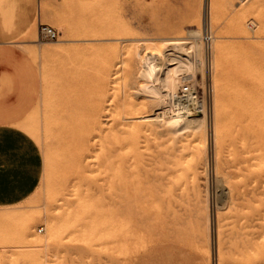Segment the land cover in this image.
<instances>
[{
  "label": "rangeland",
  "instance_id": "rangeland-1",
  "mask_svg": "<svg viewBox=\"0 0 264 264\" xmlns=\"http://www.w3.org/2000/svg\"><path fill=\"white\" fill-rule=\"evenodd\" d=\"M210 1L215 21L209 26L213 43L207 60L205 0H14L16 41L32 44L16 51L29 97L18 124L38 143L44 167L38 188L26 201L0 208V264H264V0ZM6 6L0 5L1 10ZM40 24L57 29L59 39L40 41ZM195 33L199 37L193 38ZM166 39L183 42V48L168 51ZM189 48L193 54L185 53ZM159 51L181 59L187 68L173 72L176 86L169 84V96L167 60L154 58ZM154 60L162 64V74L150 71ZM189 75L213 86L210 110L193 129L186 120L171 124L182 112L171 94ZM85 117L95 127L90 120V126L85 123L93 137L84 147L86 126L79 121ZM217 126L220 135H215ZM246 127L251 129L248 139L263 145L250 162L243 149L247 137L239 135ZM158 175L168 181L170 195L162 192ZM232 177L252 188L237 185ZM243 194L250 200H239ZM235 206L240 214L245 209L243 216ZM52 221L60 222L53 234Z\"/></svg>",
  "mask_w": 264,
  "mask_h": 264
},
{
  "label": "crops",
  "instance_id": "crops-1",
  "mask_svg": "<svg viewBox=\"0 0 264 264\" xmlns=\"http://www.w3.org/2000/svg\"><path fill=\"white\" fill-rule=\"evenodd\" d=\"M4 4L6 11L0 8V208H9L36 191L44 161L38 143L18 124L29 97L18 72L23 61L17 59L16 51L20 45L32 44L27 39L16 41L14 0H0Z\"/></svg>",
  "mask_w": 264,
  "mask_h": 264
},
{
  "label": "bare ground",
  "instance_id": "bare-ground-1",
  "mask_svg": "<svg viewBox=\"0 0 264 264\" xmlns=\"http://www.w3.org/2000/svg\"><path fill=\"white\" fill-rule=\"evenodd\" d=\"M204 9H205V10H204V15H203V19H202V25H203V27H205L206 25H208V26H212L213 21H215V17H214L213 14H212V10H213V8H212L211 1H210V0H205ZM199 12H200V11H199ZM215 13H216V12H215ZM216 14H217V13H216ZM199 16H200V15H199ZM186 21H187V20H186ZM195 23H196V22H195ZM188 24H189V23H188ZM215 24H216V23H214V25H215ZM192 37H193V38H195V37H199V35L196 36V33H195L194 35H192ZM23 42H24V41H23ZM19 43H20V42H19ZM181 43H183V42L178 41L177 39H166V40H165V45H166V47L168 48V51L170 50V51H174V52H175V51H177L178 49L183 48V47H180ZM192 47H193V46H192ZM28 48H29V47H28ZM48 48H49V47H48ZM162 48H164V47H162ZM36 49H38V48H36ZM196 49H197V47H196ZM24 50H25V49H24ZM34 50H35V49H34ZM51 50H52V49H51ZM53 50H54V48H53ZM58 50H59V49H58ZM60 50H61V49H60ZM165 50H166V49H165ZM183 50H184V49H183ZM31 51H32V50H31ZM35 51H36V50H35ZM166 51H167V50H166ZM166 51H164V52L161 51V52H162V53H165ZM197 51H198V50H197ZM61 52H62V51H61ZM156 52H157V51H156ZM159 52H160V51H159ZM159 52H158V53H159ZM161 52H160L159 54H157V53L154 54V56H155L154 58H156V60H158L159 58H160V59H166V60H167L166 63L164 64V65H168L167 67H165V69L167 70V72L165 73L166 76H167V78H166L167 80L164 79V80L167 81V84H164V85L167 87V92H168L167 95L169 96V91H168V88H170V87H169V84H171V85L173 84V85H174V81H172V75H174L173 72L178 71V70H179L178 68L181 67V66H184V65H183V63H182V60L179 59V58H177L176 56H175V57H169V56H168L169 53H168V55L166 54V55L164 56ZM195 52H196V51H195ZM198 52H199V51H198ZM198 52H197V54H198ZM31 53H32V52H31ZM57 53H59V52H57ZM185 53H186V54H193V53H194V49L189 48V49L186 50ZM199 53H200V52H199ZM201 53H202V52H201ZM152 55H153V54H152ZM198 56H199V54H198ZM198 56H197V57H198ZM194 57H195V56H194ZM197 57H195V58H196V59L200 58V57H198V58H197ZM150 60H151V59H150ZM156 60H154V63L152 64V65H153V69H152V70L150 69V71H155V70H156V71H159V73H161L162 71L160 72V70H162V67H161L162 64H160V65H159V64H156V63H157V62L155 63ZM151 61H152V60H151ZM159 61H160V60H159ZM148 62H150V61H148ZM199 62H200V61H199ZM201 62H202V60H201ZM146 63H147V62H146ZM151 63H152V62H151ZM148 64H150V63H148ZM184 64H187V63H184ZM188 64H189V63H188ZM200 64H201V63H200ZM189 66H190V65H189ZM212 66H213V65H212ZM184 67H185V66H184ZM187 67H188V66H187ZM185 68H186V67H185ZM147 69H148V67H147ZM165 69H164V70H165ZM180 69H181V68H180ZM186 69H187V68H186ZM148 70H149V69H148ZM183 70H184V69H183ZM150 71H148V72H150ZM179 71H181V70H179ZM148 72L146 71V72H144V73H146V75H148ZM185 72H187V71L185 70ZM150 73H151V72H150ZM150 73H149V74H150ZM178 73H180V72H178ZM181 73H182V72H181ZM161 74H162V73H161ZM151 75H152V74H151ZM156 75H157V74H156ZM160 76H161V75H160ZM162 76H163V75H162ZM155 77H156V76H155ZM174 77H175V76H174ZM148 79L150 80V78H148ZM158 79H159V78L157 77V81H161V78H160L159 80H158ZM154 80H155V79H154ZM164 80H163V81H164ZM152 81H153V80H152ZM163 81H162V82H163ZM171 81H172V82H171ZM162 82H161V83H162ZM170 82H171V83H170ZM159 83H160V82H159ZM159 83H158V84H159ZM163 83H164V82H163ZM163 83H162V85H163ZM244 83H245V82H244ZM159 85H160V84H159ZM162 85H161V86H162ZM164 85H163V86H164ZM171 85H170V86H171ZM150 86H151V85H150ZM165 86H164V89L166 88ZM174 86H176V85H174ZM158 87H159V86H158ZM161 89H162V88H161ZM171 91H172V89H171ZM171 91H170V92H171ZM174 93H175V92H174ZM80 95H81V94H80ZM171 95H172L171 97H173L174 94L172 93ZM94 97H95V96H94ZM98 97H99V96H98ZM165 97H166V96H165ZM95 99H96V98H95ZM168 99H169V98H168ZM97 100H98V99H97ZM161 100H162V99H161ZM170 103H171V102H170ZM167 104H168V103H167ZM82 105H83V104H82ZM106 105H107V104H106ZM79 106H80V105H79ZM83 106H84V105H83ZM173 107H174V106H173ZM86 109H87V108H86ZM175 109H176V108H175ZM179 111H180V110H179ZM93 112H94V110H93ZM93 112H92V115H93V117H94V113H93ZM98 112H99V111H97V112H95V113H98ZM87 113H89V112H87ZM101 113H102V112H101ZM103 113H104V112H103ZM162 113H164V111H163ZM80 114H82V113H80ZM204 114H205V113H204ZM204 114L202 115V113H200V112H195V111H191L190 109H188V110H182V112H181L180 114H177L175 117H173L174 122L172 121L171 124L177 123V122L182 121V120H184V121L186 120L187 123H188V126H189L190 128L193 129V128L195 127L194 122H197V121H199V120H202V119H204V118L206 117V114H205V115H204ZM84 115H85V114H84ZM88 115H89V114H88ZM88 115H87V116H88ZM101 115H102V114H101ZM167 115H168V114H167ZM243 115H244V114H243ZM82 116H83V115H82ZM85 116H86V115H85ZM90 116H91V114H90ZM90 116H88V117H90ZM99 116H100V115H99ZM80 117H81V115H80ZM80 117H79V118H80ZM88 117H85V119L83 118L85 121H84V120L81 121V120H82V118H81L80 121H79V122H81V124H80V123H79V124H80V125H85V126H86L85 123H87V121L90 120ZM97 117H98V116H97ZM168 117H169V116H168ZM170 117H171V116H170ZM239 117H240V116H239ZM100 118H101V116H100ZM165 118H166V117H165ZM252 118H253V117H252ZM142 119H143V120H148V121H154V122H155V121H158V119H156V118L154 119V118H152V116H145V117H143ZM237 119H238V118H237ZM93 120H96V119H93ZM98 120H99L100 123H101V119H98ZM102 120H103V119H102ZM162 120H163V119H162ZM90 121H91V120H90ZM99 121H98V122H99ZM139 121H140V120H139ZM139 121H138V122H139ZM91 122H92V121H91ZM140 123H141V122H140ZM232 123H233V122H232ZM90 124H91V123H90ZM92 124L94 125L93 122H92ZM92 124H91V125H92ZM95 124H96V123H95ZM169 124H170V122H169ZM171 124H170V125H171ZM87 125H89V124L87 123ZM85 126H84V127H85ZM89 126H90V125H89ZM98 126H99V125H98ZM98 126H97V128H98ZM196 126H197V125H196ZM247 126H248V125H247ZM80 127H81V126H80ZM82 127H83V126H82ZM82 127H81V128H82ZM91 127H93V126H91ZM94 127H95V125H94ZM101 127H102V126H101ZM238 128H239V127H238ZM238 128H237V130H238ZM91 129H92V128H91ZM82 130H84V128H83ZM82 130H81V131H82ZM98 130H100V129H98ZM101 130H102V129H101ZM250 131H251V129L246 127V128H244V131H243V132H240L239 135L241 136V134H243L242 137L245 136V137H247V139H248V138H249V135L251 134ZM83 132H84V134L81 133V134H82L81 137H82V140H83V143H84V147H85V146H87V144H89V142L91 141V139H92L93 136H92V134H91L90 127L88 128V126H86V130H84ZM96 132L98 133V131H96ZM94 133H95V132H94ZM97 133H95V135H96ZM219 133H220V127L217 126V127H215V135H218ZM235 133H236V132H235ZM219 135H220V134H219ZM236 135H237V133L234 135V137H235ZM253 136H254V135H252V137H253ZM194 137H195V135H194ZM198 137H199V136H198ZM236 137H237V136H236ZM238 137H239V136H238ZM237 139H238V138H237ZM237 139H236V141H238ZM239 139H241V138H239ZM247 139H246L245 143H243V144H244L243 147H245V148H243V149H244V153L246 154V160H247V162H248V161L250 162L251 160L255 161V159L257 158V157L255 156V154H257V153H255V152H257V151L260 152L259 150L263 148V147H262L263 145H261V144H257V143H256V144L253 143V141H257V140H253L254 138L252 139L253 141H252V140H249V139L247 140ZM195 140H196V138H195ZM155 141H156V140H155ZM239 141H240V140H239ZM242 142H243V141H241V143H242ZM198 143H199V142H198ZM232 143H233V142H232ZM239 143H240V142H239ZM259 143H260V142H259ZM156 144H157V143H156ZM156 144H155V145H156ZM193 144H194V143H193ZM196 144H197V143H196ZM196 144H195V145H196ZM199 144H200V143H199ZM199 144H198V145H199ZM202 144H204V143H202ZM235 144H236V143H235ZM158 145H159V144H158ZM158 145L156 146L157 148H159ZM238 145H239V144H238ZM153 146H154V145H153ZM164 146H165V145H164ZM199 146H200V145H199ZM203 146H204V145H203ZM201 147H202V146H201ZM201 147H200V148H201ZM237 147H240V146H237ZM77 148H78V147H77ZM135 148H136V147H135ZM235 148H236V147H235ZM88 149H89V146H88ZM239 149H240V148H239ZM241 149H242V147H241ZM83 150H84V149H83ZM80 151H81V150H80ZM143 151H144V150H143ZM163 151H164V150H163ZM165 151H166V149H165ZM201 151H202V150H201ZM240 151H241V150H240ZM240 151H239V153H240ZM242 151H243V150H242ZM242 151H241V152H242ZM128 152H129V151H128ZM134 152H135V150H134ZM166 152H167V151H166ZM162 154H163V153H162ZM242 155H243V154H242ZM87 156H88V155H87ZM89 156H90V155H89ZM167 156H168V155H167ZM236 156H237V155H236ZM244 156H245V155H244ZM83 157H84V156H83ZM162 157H163V156H162ZM162 157H161V158H162ZM239 158H240V157H239ZM163 159H166V158H163ZM237 159H238V158H237ZM166 160H168V159H166ZM232 160H233V159H232ZM238 160H239V159H238ZM238 160H237V162H238ZM240 160H241V158H240ZM240 160H239V161H240ZM243 161H245V160H244V157H243L242 162H243ZM257 161H258V160H257ZM261 161H262V160H261ZM234 162H236V161H234ZM165 163H167V162H165ZM232 163H233V162H232ZM159 164H160V163H159ZM233 164H234V163H233ZM235 164H237V163H235ZM155 165H156V164H155ZM161 165H162V164H161ZM240 165H241V163H240ZM249 165H250V163H249ZM261 165H262V163H261ZM263 165H264V162H263ZM263 165H262V166H263ZM174 166H175V165H174ZM244 166H245V165H244ZM246 166H247V164H246ZM251 166H252L251 170H252V172H253V171H254L253 169L255 168V167H254V162L251 164ZM128 167H129V166H128ZM163 167H164V166H163ZM168 167H169V166H168ZM171 167H172V166H171ZM177 167H178V166H177ZM236 167L239 168V169H241V171L243 170V168H245V167H243V166H242V167H238V166H236ZM150 168L152 169V167H150ZM150 168H148V169H150ZM157 168H158V167H157ZM164 168H166V167H164ZM231 168H232V167H231ZM258 168H259V167H258ZM130 169H131V168H130ZM153 169H154V168H153ZM235 169H236V168H235ZM239 169H237V170H239ZM256 169H257V168H256ZM237 170H236V171H237ZM249 170H250V169H249ZM251 170H250V171H251ZM127 171H129V170L127 169ZM132 171H133V169H132ZM168 171H169V170H168ZM241 171H239L240 174H241ZM256 171H257V170H256ZM154 172H155V171H154ZM161 172H162V171H161ZM242 172H244V173H242V174L245 175V174H247L248 171L245 172V170H244V171H242ZM147 173H148V172H147ZM249 173H250V172H249ZM249 173H248V174H249ZM127 174H128V173L126 172V175H127ZM140 174H141V172H140ZM154 174H155V173H154ZM162 174H164V173L162 172ZM167 174H169V173H167ZM233 174H234V173H233ZM248 174H247V175H248ZM255 174H256V173H255ZM255 174H254V175H255ZM148 175H149V174H147V176H148ZM164 175H166V174H164ZM238 175H239V174H238ZM247 175H246V176H247ZM261 175H262V174H261ZM261 175L259 176V174H258L259 177L256 175V178H261V177H262ZM263 175H264V174H263ZM143 176H144V175H143ZM147 176H146V177H147ZM150 176H151V175H150ZM152 176H153V175H152ZM158 176L161 177V178H160V179H161V184L164 185V186H162V188H163V189H162V192L165 194V196H166V195H170V189H169L168 181H163V180H162V178H164V176H160V175H158ZM175 176H176V175H175ZM231 176H232V175H231ZM234 176H235V175H234ZM246 176H245V177L242 176V177H244L245 180L248 181L249 178L247 177V179H246ZM132 177H133V176H132ZM144 177H145V176H144ZM144 177H143V178H144ZM170 177H171V176H170ZM185 177H186V176H185ZM201 177H202V176H201ZM251 177L254 178L255 176H254V177L251 176ZM263 177H264V176H263ZM263 177H262V178H263ZM152 178H153V177H152ZM152 178H151V179H152ZM168 178H169V177L165 178V180L168 179ZM232 178L235 179V177H232ZM262 178H261L260 180H262ZM121 179H122V178H121ZM129 179H130V178H129ZM144 179H145V178H144ZM147 179H148V178H147ZM151 179H149V180H151ZM154 179H155V178H154ZM154 179H153V180H154ZM191 179H192V178H191ZM238 179H240V177H239ZM250 179H251V178H250ZM155 180H156V179H155ZM155 180H154V181H155ZM169 180L171 181V178H170ZM173 180H174V179H173ZM206 180H207V179H206ZM235 180L237 181V179H235ZM256 180H257V179H256ZM256 180H255V181H256ZM130 181H132V180L130 179ZM143 181H144V180H143ZM143 181H142V183H143ZM154 181H152V182H154ZM179 181H180V180H178V182H179ZM198 181H199V180H198ZM227 181H228V180H227ZM241 181H244V180H241ZM249 181H250V180H249ZM249 181H248V183L250 184ZM255 181H254V182H255ZM122 182H123V181H122ZM155 182H157V181H155ZM155 182H154V184H155ZM173 182H174V181H172V183H173ZM201 182H202V181H201ZM244 182H246V181H244ZM244 182H243V183H244ZM256 182H257V181H256ZM258 182H259V181H258ZM261 182H262V181H261ZM147 183H148V182H147ZM158 183H159V182H158ZM188 183H189V182H188ZM188 183H187V184H188ZM198 183H199V182H198ZM203 183H206V182H203ZM203 183H202V184H203ZM225 183H226V182H225ZM227 183H228V182H227ZM237 183H238L237 185H239V184H243V183H239L238 181H237ZM246 183H247V182H246ZM246 183H244V184H246ZM122 184H124V182H123ZM136 184H137V183H136ZM150 184L153 185V183H150ZM173 184H174V183H173ZM181 184H182V183H181ZM181 184H180V185H181ZM230 184H231V182H230ZM249 184H248V185H249ZM256 184H260V182H259V183H256ZM263 184H264V183H262V187L264 186ZM128 185H129V184H128ZM148 185H149V184H148ZM156 185H157V184H156ZM171 185H172V184H171ZM175 185H176V184H174V186H175ZM231 185H232V184H231ZM246 185H247V184H246ZM248 185H247V187H248ZM252 185H253V184H252ZM254 185H255V184H254ZM122 186H123V185H122ZM145 186H146V185H145ZM145 186H144V188H146ZM153 186H154V185H153ZM242 186H243V185H242ZM244 186H245V185H244ZM249 186H250V185H249ZM255 186H256V185H255ZM129 187H130V186H129ZM154 187H155V186H154ZM176 187H178V186L176 185ZM176 187H174L173 189H175ZM185 187H186V186H185ZM201 187H202V186H201ZM247 187L245 186L246 189H247ZM250 187H251V186H250ZM253 187H254V186H253ZM130 188H132V187H130ZM150 188H151V186H150ZM152 188H153V187H152ZM155 188L157 189V187H155ZM155 188H154L153 192H157V191L159 192V191H160V189L155 191ZM231 188H232V187H231ZM245 188H244V189H245ZM251 188H252V187H251ZM255 188H256V187H255ZM258 188H259V186H258ZM258 188H257V189H258ZM260 188H261V186H260ZM123 189H124V188H123ZM204 189H205V188H204ZM229 189H230V188H229ZM232 189H235V188H232ZM261 189H262V188H261ZM130 190H131V189H130ZM133 190H134V189H133ZM151 190H152V189H151ZM237 190H238V189H237ZM248 190H250L249 187H248ZM255 190H256V189H255ZM259 190H260V189H259ZM136 191H137V190H136ZM146 191H147V189H146ZM176 191H177V190H176ZM180 191H181V190H180ZM183 191H185V190H183ZM206 191H207V190H206ZM240 191L242 192V190H240ZM246 191H247V190H246ZM193 192H194V190H193ZM228 192H229V191H228ZM233 192H234V190H233ZM249 192H250V191H249ZM254 192H255V191H254ZM143 193H144V192H143ZM160 193H161V192H160ZM205 193H207V192H205ZM234 193H235V192H234ZM234 193H231V194L233 195ZM236 193H237V191H236ZM244 193H245V192H244ZM246 193H248V192H246ZM252 193H253V192H252ZM252 193H250V194H252ZM256 193H258V191H257ZM256 193H255V194H256ZM259 193H260V192H259ZM139 194H140V193H139ZM148 194H149V193H148ZM158 194H159V193H158ZM161 194H162V193H161ZM161 194H160V195H161ZM173 194H175L174 191H173ZM180 194H181V193H180ZM184 194H185V193H184ZM207 194H208V193H207ZM238 194H239V193H238ZM255 194H254V195H255ZM150 195H151V194H150ZM176 195H177V194H176ZM196 195H197V194H196ZM234 195H235V194H234ZM234 195H233L232 197H234ZM239 195H240V194H239ZM244 195H245V194H243V196L241 195V197H239V200H240V198L245 199L244 197H246V199H249V198H247V197L250 196V195H248V194H247L248 196H244ZM254 195H253V196H254ZM256 195H257V194H256ZM137 196H138V195H137ZM161 196H162V195H161ZM192 196H193V195H192ZM206 196H207V195H206ZM230 196H231V195H230ZM125 197H126V196H125ZM125 197H124V198H125ZM149 197H150V196H149ZM149 197H147V198H149ZM153 197H157V193H156V196H155V194H154ZM159 197H160V196L158 195V198H159ZM167 197H168V196H167ZM167 197H166V198H167ZM187 197H188V196H187ZM200 197H201V196H200ZM235 197H237V194H236ZM254 197H255V196H254ZM256 197H257V196H256ZM256 197H255V198H256ZM168 198H169V197H168ZM190 198H191V197H190ZM201 198H202V197H201ZM203 198H204V197H203ZM229 198H230V197H229ZM237 198H238V197H237ZM260 198H261V197H260ZM132 199H133V198H132ZM171 199H173V198H171ZM178 199H179V198H178ZM198 199H199V198H198ZM206 199H207V198H206ZM234 199H236V198H234ZM155 200H156V199H155ZM159 200H161V199H158V201H159ZM180 200H181V199H180ZM180 200H178V202H179ZM249 200H250V199H249ZM252 200H253V199H252ZM256 200H257V199H255V201H256ZM260 200H261V199H260ZM263 200H264V199H263ZM124 201H125V200H124ZM132 201H134V200H132ZM141 201H142V200H141ZM156 201H157V200H156ZM161 201H162V200H161ZM167 201H168V200H167ZM167 201H166V202H167ZM169 201H170V200H169ZM175 201H176V200H175ZM197 201H198V200H197ZM236 201H238V200L236 199V200H235V203H236ZM245 201H246V200H245ZM135 202H136V201H135ZM135 202H134V203H135ZM151 202H152V201H151ZM182 202H183V201H182ZM182 202H181V203H182ZM188 202H189V201H188ZM206 202H207V201H205L204 204H206ZM233 202H234V201H233ZM252 202H253V201H252ZM262 202H263V201H262ZM124 203H125V202H124ZM130 203H131V202H130ZM130 203H129V204H130ZM147 203H148V202H147ZM149 203H150V202H149ZM154 203L157 204L156 202H154ZM159 203H160V202H159ZM161 203H162V202H161ZM167 203L169 204V202H167ZM181 203H180V204H181ZM183 203H185V201H184ZM193 203H194V201H193ZM231 203H232V202H231ZM250 203H251V202H250ZM94 204H95V203H94ZM94 204H93V205H94ZM151 204H152V203H151ZM155 204H154V205H155ZM163 204H165V202H163ZM177 204H178V203H177ZM185 204H186V203H185ZM199 204H200V203H199ZM202 204H203V202H202ZM237 204H238V203H236V205H237ZM251 204H252V203H251ZM263 204H264V203H263ZM143 205H144V204H143ZM146 205H147V204H146ZM159 205H160V204H159ZM193 205H194V204H193ZM195 205H196V204H195ZM206 205H207V204H206ZM233 205H234V204H233ZM245 205H247V204H244L242 207L244 208ZM249 205H250V204H249ZM257 205H258V204H257ZM257 205H256V206H257ZM91 206H92V205H91ZM124 206H126V205H124ZM149 206H150V205H149ZM149 206H148V208H149ZM162 206H163V205H162ZM178 206H179V205H178ZM196 206H198V205H196ZM239 206H240V205H239ZM247 206H248V205H247ZM92 207H93V206H92ZM92 207H91V208H92ZM94 207H95V206H94ZM134 207H135V206H134ZM141 207H143V206H141ZM144 207H145V206H144ZM160 207H161V206H160ZM160 207H159V208H160ZM176 207H177V206H176ZM231 207H232V206H231ZM235 207H236V206H235ZM248 207L250 208V206H248ZM248 207H247V208H248ZM128 208H129V207H128ZM155 208H157V206H156ZM162 208H164V207H162ZM167 208H169V207L167 206ZM171 208H172V207H171ZM174 208H175V207H173V209H174ZM186 208H187V207H186ZM191 208H194V207H191ZM262 208H263V207H262ZM93 209H94V208H93ZM129 209H130V208H129ZM150 209H151V207L149 208V210H150ZM164 209H165V208H164ZM164 209H162V212L164 211ZM188 209H189V208H188ZM199 209H201V208L199 207ZM205 209H206V208H205ZM238 209H239V208H238ZM240 209H241V208H240ZM251 209H252V207H251ZM124 210H125V209H124ZM131 210H132V209H131ZM154 210L156 211V209H154ZM166 210H167V209H166ZM241 210H243V209H241ZM241 210H240V212H241ZM91 211H92V210H91ZM94 211H95V209H94ZM94 211H93V212H94ZM97 211H99V210H97ZM132 211H133V210H132ZM155 211H154V212H155ZM157 211L159 212V210H157ZM169 211H170V213H171L170 208H169ZM173 211H175V210H173ZM177 211H178V210H177ZM182 211H183V210H182ZM187 211H188V210H187ZM201 211H202V210H201ZM236 211H237V207H236ZM238 211H239V210H238ZM238 211H237V212H238ZM244 211H245V209H244ZM244 211H242V212H244ZM257 211H258V210H257ZM261 211H262V210H261ZM99 212H100V211H99ZM130 212H131V211H130ZM134 212H135V211H134ZM142 212H143V211H142ZM152 212H153V210H152ZM152 212H150V213L152 214ZM154 212H153V213H154ZM158 212H157V214H158ZM164 212H166V211H164ZM202 212H204V211H202ZM242 212H241V214H243ZM253 212H254V211H253ZM91 213H92V212H91ZM96 213H98V212H96ZM146 213H147V212H146ZM167 213H168V211H167ZM187 213H188V212H187ZM189 213H190V212H189ZM191 213H192V212H191ZM196 213H197V212H196ZM234 213H235V212H234ZM238 213H239V212H238ZM238 213H237V214H238ZM246 213H248L247 210H246ZM98 214H99V213H98ZM129 214H130V213H129ZM131 214H132V213H131ZM162 214H163V213H162ZM164 214H165V213H164ZM204 214H205V213H204ZM241 214L239 213L238 215H241ZM249 214H250V213H249ZM249 214H248V215H249ZM252 214H253V213H252ZM257 214H258V213H257ZM259 214H261V213H259ZM134 215H135V214H134ZM146 215H147V214H146ZM146 215H145V216H146ZM153 215H156V214H153ZM160 215H161V214H160ZM167 215H170V214L168 213ZM175 215H178V213H176ZM194 215H195V214H194ZM197 215H198V214H197ZM207 215H208V213H207ZM127 216H128V215H127ZM127 216H126V217H127ZM147 216H148V215H147ZM149 216H150V217H148V218H150V219H151V218H152V219L154 218V216L151 217L150 214H149ZM171 216H172V215H171ZM178 216H179V215H178ZM189 216H190V214H189ZM202 216H203V214H202ZM241 216H243V215H241ZM245 216H246V215H245ZM93 217H95V216H93ZM143 217H144V215H143ZM163 217H164V216H163ZM167 217H169V216H167ZM175 217H176V216H175ZM208 217H209V216H208ZM234 217H236V215H235ZM254 217H255V216H254ZM144 218H145V217H144ZM158 218H159V217H158ZM178 218H179V217H178ZM180 218H181V217H180ZM190 218H191V217H190ZM197 218H198V217H197ZM200 218H202V217H200ZM242 218H243V217H242ZM245 218H246V217H245ZM55 219H56V217H55ZM79 219H80V218H79ZM92 219H93V218H92ZM135 219H136V217H135ZM156 219H157V217H156ZM162 219H163V218H162ZM162 219H161V220H162ZM191 219H192V218H191ZM198 219H199V218H198ZM204 219H205V221H207V222H205V224L209 222L208 220H206V219H209V218H206V217H205ZM226 219H227V218H226ZM239 219H240V218H239ZM249 219H250V218L248 217L247 225H248L249 222H250L251 225L249 224V226H251V229H252V226H253L252 223H251L252 220L249 221ZM153 220L155 221V218H154ZM158 220H159V219H158ZM176 220H177V219H176ZM182 220H183V219H182ZM182 220H181V221H182ZM199 220H200V219H199ZM236 220H237V219H236ZM245 220H246V219H245ZM257 220H258V219H257ZM78 221H79V220H78ZM127 221H128V220H127ZM135 221H137V220H135ZM146 221H147V220H146ZM150 221H151V220H150ZM162 221H165V218H164V220H162ZM169 221H170V220H169ZM178 221H179V220H178ZM58 222H59V221H58ZM58 222H56V221H52V223H51V225H50V227H49V231H50V233L53 234V233H56V232H57V227H58V226H57V223H58ZM151 222H152L151 224H154L153 221H151ZM156 222H157V221H156ZM156 222H155V223H156ZM176 222H177V221H176ZM201 222H202V221H201ZM201 222H198L197 224L200 225ZM203 222H204V220H203ZM237 222H238V220H237ZM245 222H246V221H245ZM59 223H60V222H59ZM134 223H135V222H134ZM157 223H158V222H157ZM157 223H156V224H157ZM167 223H168V222H166L165 224H167ZM234 223H236V222H234ZM257 223H260V222L257 221ZM72 224H75V225L77 224V218L74 220V222H72ZM80 224H82V222H81ZM172 224H175V223L172 222ZM172 224H171V225H172ZM176 224H177V223H176ZM184 224H185V221H184ZM184 224H183V225H184ZM197 224H196V225H197ZM253 224H255V223H253ZM60 225H61V224H60ZM131 225H132V224H131ZM178 225H181V224L179 223ZM192 225H193V224H192ZM198 225H197V226H198ZM208 225H209V224H208ZM237 225H238V224H237ZM244 225H245V224H244ZM244 225H242V226H244ZM247 225H246V226H247ZM83 226H84V225H83ZM136 226H137V225H136ZM155 226H156V225H155ZM190 226H191V225H190ZM205 226H206V225H205ZM235 226H236V225H235ZM242 226H241V227H242ZM259 226H260V225H259ZM176 227H178V226L176 225ZM168 228H169V227H168ZM173 228H174V226H173ZM180 228H181V226H179V229H180ZM192 228H193V227H192ZM194 228H196V226H195ZM200 228H201V227H199V230H200ZM202 228H203V227H202ZM205 228H206V227H205ZM243 228H244V227H243ZM253 228H254V227H253ZM261 228H262V227H261ZM156 229H158V227H157ZM176 229H177V232L180 231V230H178V228H176ZM188 229L191 230V227L188 228ZM188 229H187V231H186V232H188V234H189V233H193V232H190V230L188 231ZM196 229H197V228H196ZM251 229H250V230H251ZM170 230H172V228H171ZM174 230H175V229H174ZM181 230H184V229L181 228ZM197 230H198V229H197ZM197 230H196L195 232H198ZM206 230H207V229H206ZM261 230H262V229H261ZM70 231H71V229H70ZM168 231H169V230H168ZM184 231H185V230H184ZM207 231H208V230H207ZM253 231L255 232V230H253ZM202 232H203V231H202ZM250 232H251V231H250ZM250 232H249V233H250ZM257 232H258V231H257ZM261 232L263 233V230H262ZM175 233H176V232H175ZM178 233H179V232H178ZM180 233H181V231H180ZM182 233H183V232H182ZM182 233H181V235H182ZM198 233H199V232H198ZM205 233H206V232H205ZM161 234H165V233H163V232L161 231ZM183 234H184V233H183ZM188 234H187V233L185 234L186 237H187ZM255 234H256V233H255ZM165 235H166V234H165ZM168 235H169V234H167L166 236H168ZM190 235H191V234H190ZM190 235H188V238H191ZM192 235L194 236L195 234H192ZM196 235H197V234H196ZM202 235H203V234H201V236H202ZM207 235H208V234H207ZM246 235H247V234H246ZM166 236H165V237H166ZM170 236H171V235H170ZM182 236H183V235H182ZM189 236H190V237H189ZM204 236H206V235L204 234ZM183 237H184V236H183ZM195 237H196V240H197V236H194V238H195ZM202 237H203V236H202ZM257 237H258V236H257ZM168 238H169V237H168ZM180 238H181V237H180ZM188 238H187V240H188ZM205 238H206V237H204V239H205ZM219 238H220V237H219ZM219 238H218V239H219ZM221 238H222V237H221ZM245 238H246V237H245ZM182 239H183V241H184V238H182ZM192 239H193V238H192ZM259 239H260V238H259ZM187 240H186V241H187ZM202 240H203V239H202ZM246 240H247V239H246ZM248 240H249V239H248ZM181 241H182V240H181ZM188 241H189V240H188ZM198 241H199V240H198ZM200 241H201V240H200ZM263 241H264V240H263ZM192 243H194L193 240H192ZM192 243H191V244H192ZM202 243H203V242H201V244H202ZM204 243H206V241H204ZM204 243L202 244L203 246H205ZM221 243H222V242H221ZM250 243H251V242H250ZM256 243H258V242H256ZM191 244H190V245H191ZM217 244H218V243H217ZM179 245H180V244H179ZM186 245H188V244H186ZM206 245H207V243H206ZM252 245H253V244H252ZM196 246H197V245H196ZM223 246H224V245H223ZM227 246H228V245H227ZM193 248H194V246H193ZM198 248L201 249V247H200L199 245H198ZM204 248H208V247L206 246V247H204ZM204 248H202V250H203ZM190 249H191V248H190ZM217 249H218V248H217ZM250 249H251V248H250ZM205 250H208V249H205ZM229 250H230V249H229ZM192 251H193V250H192ZM199 251H201V250H199ZM203 251H204V250H203ZM203 251H201V253H202ZM217 251H218V250H217ZM207 252H208V251H207ZM207 252H206V253H207ZM251 252H252V251H251ZM206 253H205V255L208 254V253H207V254H206ZM203 254H204V253H203ZM263 256H264V255H263ZM215 258H216V257H215ZM262 258H263V257H262ZM262 258H258V259H262ZM221 259H222V258H221ZM258 259H257V260H258ZM222 260H223V259H222ZM257 260H255V261H257ZM262 260H263V259H262ZM258 263H259V262H258ZM222 264H223V263H222Z\"/></svg>",
  "mask_w": 264,
  "mask_h": 264
},
{
  "label": "built area",
  "instance_id": "built-area-1",
  "mask_svg": "<svg viewBox=\"0 0 264 264\" xmlns=\"http://www.w3.org/2000/svg\"><path fill=\"white\" fill-rule=\"evenodd\" d=\"M59 32L57 29L50 25L40 24L38 29V39L40 41H57L59 39ZM202 42L206 51V58L211 51L213 43V37L209 26L206 25ZM213 96V86L209 82L202 81V78L198 81L194 75L187 76L181 84L178 93L173 95V99L176 101L179 110H188L200 112L202 114L210 110L211 99ZM42 229L40 228L39 232Z\"/></svg>",
  "mask_w": 264,
  "mask_h": 264
}]
</instances>
